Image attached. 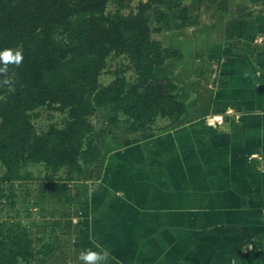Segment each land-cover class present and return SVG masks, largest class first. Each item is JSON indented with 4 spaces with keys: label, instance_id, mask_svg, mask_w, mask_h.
Instances as JSON below:
<instances>
[{
    "label": "crops",
    "instance_id": "crops-1",
    "mask_svg": "<svg viewBox=\"0 0 264 264\" xmlns=\"http://www.w3.org/2000/svg\"><path fill=\"white\" fill-rule=\"evenodd\" d=\"M185 4V28L153 37L183 54L156 73L186 110L100 146L81 239L107 264H264V0Z\"/></svg>",
    "mask_w": 264,
    "mask_h": 264
},
{
    "label": "trees",
    "instance_id": "trees-1",
    "mask_svg": "<svg viewBox=\"0 0 264 264\" xmlns=\"http://www.w3.org/2000/svg\"><path fill=\"white\" fill-rule=\"evenodd\" d=\"M132 1L0 0V51L20 47L24 57L19 67L9 66L15 90L0 87L5 183L30 181L22 173L28 164H44L49 180L62 169L67 180L81 179L102 157L91 121L100 109H110L114 129L125 117L127 133L150 130L158 117L176 123L184 114L179 86L156 73L183 54L153 35L185 28L188 8L175 0H138L136 10L124 14ZM109 3L117 5L116 12H106ZM112 53L125 55L129 66H119L114 80L102 85ZM131 68L134 81L126 76ZM43 106L68 111L62 128L38 134L32 113ZM32 247L27 230H9L0 238V264L32 260Z\"/></svg>",
    "mask_w": 264,
    "mask_h": 264
},
{
    "label": "rangeland",
    "instance_id": "rangeland-1",
    "mask_svg": "<svg viewBox=\"0 0 264 264\" xmlns=\"http://www.w3.org/2000/svg\"><path fill=\"white\" fill-rule=\"evenodd\" d=\"M175 1L183 4L187 2V0ZM210 4L218 6L217 2ZM137 5L138 0H133L122 12L127 15L135 11ZM196 6L205 7L206 3L203 2ZM209 7L211 6L206 9L209 10ZM116 10L115 3L107 5V13H114ZM57 38L64 39L60 34ZM107 64V68L100 76L102 85L110 84L119 66H129V61L125 55L112 53ZM157 74L162 77L166 72L163 68H158ZM126 76L130 81L136 78L132 68L127 71ZM55 108L54 106H43L32 113L38 134L47 132L53 126L63 127L68 118V111L59 112ZM124 118L122 117L123 120ZM110 119L109 108L100 109L91 118L95 127L96 143L99 147L108 142V137L117 138L122 133L121 130H115L111 126ZM123 120L121 122H125ZM125 123L122 128L127 126ZM5 172L6 169L0 162V238L4 237L9 230L24 228L33 241V259L20 261L19 264H80L77 259L78 252L89 248L84 239L83 241L81 239V233L84 230L81 223V212L84 208L83 199L87 192L82 188V181L67 180L66 169H62L56 178L49 180L44 164H28L23 168V174H30V181L5 183L2 180Z\"/></svg>",
    "mask_w": 264,
    "mask_h": 264
},
{
    "label": "clouds",
    "instance_id": "clouds-1",
    "mask_svg": "<svg viewBox=\"0 0 264 264\" xmlns=\"http://www.w3.org/2000/svg\"><path fill=\"white\" fill-rule=\"evenodd\" d=\"M22 48H5L0 51V87L8 86L9 91H14L13 79L9 75V66L19 67L23 62ZM80 264H107L109 253L106 250L84 248L77 255Z\"/></svg>",
    "mask_w": 264,
    "mask_h": 264
}]
</instances>
